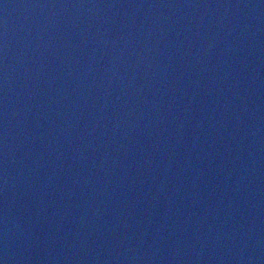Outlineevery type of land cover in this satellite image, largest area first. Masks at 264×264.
<instances>
[{"label": "water", "instance_id": "water-1", "mask_svg": "<svg viewBox=\"0 0 264 264\" xmlns=\"http://www.w3.org/2000/svg\"><path fill=\"white\" fill-rule=\"evenodd\" d=\"M0 264H264V0H0Z\"/></svg>", "mask_w": 264, "mask_h": 264}]
</instances>
